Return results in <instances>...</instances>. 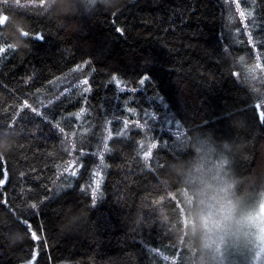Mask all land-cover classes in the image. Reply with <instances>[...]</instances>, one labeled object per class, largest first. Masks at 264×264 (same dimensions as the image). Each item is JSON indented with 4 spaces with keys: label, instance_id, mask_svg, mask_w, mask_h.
<instances>
[{
    "label": "trees",
    "instance_id": "trees-1",
    "mask_svg": "<svg viewBox=\"0 0 264 264\" xmlns=\"http://www.w3.org/2000/svg\"><path fill=\"white\" fill-rule=\"evenodd\" d=\"M240 1L264 64V0ZM226 3L0 0V264H199L208 152L259 198L264 84Z\"/></svg>",
    "mask_w": 264,
    "mask_h": 264
},
{
    "label": "rangeland",
    "instance_id": "rangeland-1",
    "mask_svg": "<svg viewBox=\"0 0 264 264\" xmlns=\"http://www.w3.org/2000/svg\"><path fill=\"white\" fill-rule=\"evenodd\" d=\"M226 6L230 7L236 18L242 20V26L245 29L247 39L253 48L258 43L254 38V34L251 32L252 24L250 19L254 14L249 11L245 12L241 8L240 0H226ZM224 3V1L222 2ZM243 13V15H242ZM253 31V29H252ZM254 53L256 54V65L249 71L248 75L251 78V84H264V64L263 57L257 49ZM80 85V84H78ZM68 86L63 94L69 92L73 88L78 86ZM263 86V85H262ZM260 86V87H262ZM82 87V86H81ZM85 91L84 87H82ZM261 107H264V101L259 104ZM39 113L38 109H34ZM122 129L120 131V137H126L133 128L145 130L147 129V123L132 120L126 118L123 121ZM176 128L175 133L179 136L181 133ZM107 135L110 137V132H107ZM106 141L104 146L108 142V137L104 138ZM75 149H73L74 151ZM105 149L102 148L101 153L104 155ZM210 155L208 162L210 164V174L207 179L206 171L204 167H200V171L197 174V178L200 179V175L204 178V185L201 186L197 195L199 197V206L197 209V216L202 217L203 225L198 224L197 218L191 214V216H186L185 219L191 220V225H199L198 232L201 236L202 243V255L201 262L199 264H264V192L259 195V198L255 199L253 202L250 201H237L234 196H236V186L230 181V168L224 160V155L220 154L217 156ZM74 153L71 154V157H74ZM200 157V156H199ZM102 159V156H99ZM103 161V160H102ZM74 163V162H72ZM103 163V162H102ZM100 164V163H99ZM96 176L93 181L92 188L94 192L99 190L101 184L102 173L101 169L98 167ZM199 184V181L193 179L189 184L191 188L196 187ZM199 190V187L195 188ZM194 191V189H193ZM195 192V191H194ZM196 193V192H195ZM225 200L234 201L237 206V211L235 217H229L230 223L223 231H212L208 228L209 222L212 220L211 209L212 206L220 205L225 202ZM241 200V199H239ZM208 215H204V213ZM214 223H218L213 221ZM186 225H190L185 222ZM163 260L164 264H175L176 258H171L167 255H164L161 252H157ZM229 263V264H230Z\"/></svg>",
    "mask_w": 264,
    "mask_h": 264
},
{
    "label": "clouds",
    "instance_id": "clouds-1",
    "mask_svg": "<svg viewBox=\"0 0 264 264\" xmlns=\"http://www.w3.org/2000/svg\"><path fill=\"white\" fill-rule=\"evenodd\" d=\"M6 146V142L0 141V147ZM237 206L234 201L225 200L223 204L213 205L211 209L212 220L209 222L208 228L212 231H223L230 223L229 217H235ZM208 215V213H204ZM216 221L218 223H214Z\"/></svg>",
    "mask_w": 264,
    "mask_h": 264
},
{
    "label": "bare ground",
    "instance_id": "bare-ground-1",
    "mask_svg": "<svg viewBox=\"0 0 264 264\" xmlns=\"http://www.w3.org/2000/svg\"><path fill=\"white\" fill-rule=\"evenodd\" d=\"M103 143H104V141H103ZM101 150H102V148H100L99 151H97V155H98V156H102V155H103V154L101 153ZM94 175H95V173H94ZM94 175H93V176H94ZM197 218L199 219V221H200L201 223H203L202 217L200 218V217L197 216Z\"/></svg>",
    "mask_w": 264,
    "mask_h": 264
},
{
    "label": "snow or ice",
    "instance_id": "snow-or-ice-1",
    "mask_svg": "<svg viewBox=\"0 0 264 264\" xmlns=\"http://www.w3.org/2000/svg\"><path fill=\"white\" fill-rule=\"evenodd\" d=\"M242 15H243V13H242ZM37 38H41V37H37ZM145 78H147V77H145ZM84 83H87V81H84ZM141 83H143V80H141ZM152 146L155 147V145H152ZM105 150H107V146H106ZM33 207H35V205H33Z\"/></svg>",
    "mask_w": 264,
    "mask_h": 264
}]
</instances>
